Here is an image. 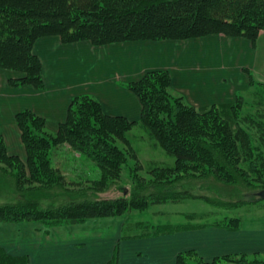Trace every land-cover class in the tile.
I'll return each instance as SVG.
<instances>
[{
	"label": "trees",
	"instance_id": "trees-1",
	"mask_svg": "<svg viewBox=\"0 0 264 264\" xmlns=\"http://www.w3.org/2000/svg\"><path fill=\"white\" fill-rule=\"evenodd\" d=\"M262 31L264 0H0V69L20 73L9 78L13 86L42 88L43 63L34 47L44 36L57 35L64 43L89 40L95 45H107L223 34L256 43ZM244 70L249 74L250 86L234 102L195 107L183 95L172 92L170 72L160 69L124 84L140 99L142 112L138 119L108 114L98 99L87 94L73 98L67 118L54 132L48 129L46 119L31 109L17 112L26 156L10 153L0 132V164L14 175L19 189L25 186L27 190H43L45 195L30 200L21 198L14 203L0 202V222L77 225L123 216L152 204L189 198L211 201L191 189L137 193L131 200L125 197L76 200L65 195L64 192L82 185L83 180L96 190L106 189L120 179L123 170L130 166V159L139 163L131 167L134 171L143 168L129 136L136 125L145 128L156 145L175 158L173 165H154L148 171L151 174L160 177L163 173H182L199 178L213 175L228 183L244 181L249 187L257 184L261 187L259 191L264 190V83L248 68ZM64 145L65 154L60 156L59 150ZM70 154L76 160L74 168L64 166ZM57 158L61 160L55 161ZM83 158L90 161L89 165L92 162L96 165L101 171L100 178L88 176L89 165L81 163ZM133 176L137 181L141 179L137 174ZM56 187L61 191L45 192ZM259 191L252 195L253 201L262 199ZM59 196L63 197L61 205H49ZM249 202L225 200L214 204L232 210ZM197 215L186 213L188 221L153 225V231L127 237L145 239L180 231L242 228V218L238 216L226 214L201 223L194 222ZM119 243L104 264H120ZM0 264H32V261L28 254H14L0 245ZM174 264H264V253L235 251L207 258L199 249L189 248L178 252Z\"/></svg>",
	"mask_w": 264,
	"mask_h": 264
},
{
	"label": "crops",
	"instance_id": "crops-1",
	"mask_svg": "<svg viewBox=\"0 0 264 264\" xmlns=\"http://www.w3.org/2000/svg\"><path fill=\"white\" fill-rule=\"evenodd\" d=\"M263 35L264 31L256 43L244 37L215 34L186 40H137L107 45H95L89 40L64 43L57 35L44 36L34 47V52L43 63L42 88L31 85L13 86L9 83V78L20 73L0 69V132L5 137L8 149L10 142L14 141L17 143L14 154L24 158L26 149L16 113L31 109L46 119L48 129L57 130L67 118L73 98L82 94L98 99L108 114L138 119L142 104L139 97L124 84L140 79L150 70H168L172 78V92L183 95L195 107L234 102L238 94L248 91L250 86V77L244 68H248L258 81L264 83V65L256 69ZM209 37H216V43H203ZM137 58L143 60L139 62ZM97 62L103 64L96 66ZM116 62L124 63L122 71L114 70ZM147 66L150 69H145ZM210 229L188 231V238L177 237V234L145 238V246L148 247L146 252L155 253L158 264H174L176 255L182 250L199 249L203 246L204 249H200L202 253L206 249L218 248L212 242L218 237H222L224 241L236 237L234 233L237 231ZM212 234L215 236L210 239ZM128 235L121 234L117 238L118 242L123 244L125 241L138 240L129 239ZM104 240L107 245L110 242L112 245L111 240L114 239L109 241L107 235H100L98 243L104 245ZM13 253L28 254L32 264H35L30 252ZM44 254L46 263L54 257L53 254L49 256L48 251ZM61 258L64 259V256Z\"/></svg>",
	"mask_w": 264,
	"mask_h": 264
},
{
	"label": "rangeland",
	"instance_id": "rangeland-1",
	"mask_svg": "<svg viewBox=\"0 0 264 264\" xmlns=\"http://www.w3.org/2000/svg\"><path fill=\"white\" fill-rule=\"evenodd\" d=\"M259 49L256 69L258 70L264 65V35L262 36ZM216 37H209L203 40V43H216ZM139 62L143 58H137ZM103 64L97 62L96 66ZM142 64V63H139ZM149 64V62H148ZM123 62L115 63L114 70L122 71ZM145 69H150L146 67ZM142 70L140 73H142ZM175 92V91H174ZM244 92L243 94H246ZM50 131L54 132L49 128ZM129 136L132 140L133 146L136 148L139 156V161L143 168L133 170L131 167L139 164L133 159H130V166H127L122 173V176L117 181L106 189L101 191L94 189L90 182L83 180L82 185H77L71 192H64L67 197L73 196L76 200H102V199H117L125 197L128 200L135 198L137 193L144 194L149 192L167 193L170 191H179L184 189H191L194 194L208 196L211 201H206L198 198H189L181 202H166L159 204H152L148 207L135 208L131 212L123 216L106 217L100 219H93L82 224L77 225H61L49 226L45 222L28 221V222H0V245L6 246L10 251L22 253L24 251L30 252L33 255L35 264H98L106 263L114 254V249L118 244L117 238L125 234H137L154 229L153 225L178 223L188 221L186 213H197L194 222L212 221L216 218H222L223 215H232L242 218V228L235 232L236 237L230 241H224L222 237L216 238L215 249H206L202 254L207 258H212L217 254H224L235 251H256L259 250L264 253V198L259 201H253L254 196L261 187L254 184L252 187L244 181L242 183H228L221 181L211 176H204L202 178L183 175L182 173L173 174L166 173L157 177L148 172L154 165L165 166L173 165L175 158L165 152L160 146L156 145L155 140L150 137L145 128L136 125L129 131ZM17 143L10 142V153L14 154V149L17 148ZM59 150L63 156L65 154L66 145ZM68 160L64 164L70 165L74 168L75 159L72 155H67ZM61 159H55L60 161ZM90 162V161H89ZM88 161L82 159L84 166L89 165ZM93 163V162H92ZM91 163V164H92ZM90 164V165H91ZM87 167L88 176L98 179L101 177V171L96 169V165ZM61 167V166H60ZM69 167V166H66ZM70 168V167H69ZM76 170L73 171V175ZM133 174H137L141 179L136 180ZM156 174V173H155ZM188 174V172H185ZM77 178V176H74ZM86 180V178H84ZM61 188L56 187L45 192L55 194L60 192ZM43 190H27L25 186L19 189L13 174L8 173L0 164V202L14 203L21 198L30 200L35 197L45 195ZM140 196V195H139ZM250 200L248 204L243 207L232 210L223 209L221 204L216 207L215 202H224L225 200ZM49 201H46L45 206ZM63 203V197L59 196L53 198L49 205L59 206ZM43 206V205H41ZM46 224V225H45ZM50 227L48 230L47 227ZM211 230V229H210ZM215 231V230H214ZM177 237L188 238V231H180ZM188 234V235H187ZM108 236L112 245L104 240V245L98 243L99 236ZM176 236V235H175ZM215 235L212 234L210 239ZM85 243V244H84ZM99 245V246H98ZM121 247L120 263L121 264H158L157 258L154 254L146 252L148 250L147 241L138 239L134 241H125L123 244L119 243ZM213 245V246H214ZM80 248H87L81 250ZM203 250L200 246L199 250ZM53 254L54 257L45 260V254ZM113 251L111 254L110 252ZM144 252L143 254L141 252ZM50 252V253H49ZM61 252V253H60ZM60 253V254H59ZM65 253V254H64ZM55 254V255H54ZM110 254V255H109ZM61 255V256H60ZM66 255V256H65ZM64 256V259L61 258ZM108 256V257H107ZM107 257V259H106ZM170 258V254L168 255ZM44 259V260H43ZM104 262V263H103ZM172 263V262H171ZM165 264H170L166 262Z\"/></svg>",
	"mask_w": 264,
	"mask_h": 264
},
{
	"label": "water",
	"instance_id": "water-1",
	"mask_svg": "<svg viewBox=\"0 0 264 264\" xmlns=\"http://www.w3.org/2000/svg\"><path fill=\"white\" fill-rule=\"evenodd\" d=\"M257 194H258V196L264 198V190L259 191Z\"/></svg>",
	"mask_w": 264,
	"mask_h": 264
}]
</instances>
